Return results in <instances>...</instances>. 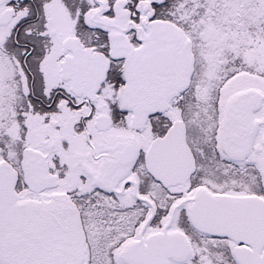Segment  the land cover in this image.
<instances>
[{
	"label": "snow or ice",
	"instance_id": "1",
	"mask_svg": "<svg viewBox=\"0 0 264 264\" xmlns=\"http://www.w3.org/2000/svg\"><path fill=\"white\" fill-rule=\"evenodd\" d=\"M0 264H264V0H0Z\"/></svg>",
	"mask_w": 264,
	"mask_h": 264
}]
</instances>
